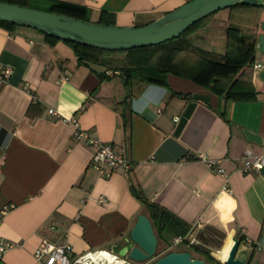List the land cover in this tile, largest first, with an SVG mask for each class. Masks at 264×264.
Segmentation results:
<instances>
[{
  "label": "crops",
  "instance_id": "0c3cea01",
  "mask_svg": "<svg viewBox=\"0 0 264 264\" xmlns=\"http://www.w3.org/2000/svg\"><path fill=\"white\" fill-rule=\"evenodd\" d=\"M10 1L30 7V0ZM62 1L83 7L86 22L129 28L148 25L188 0ZM263 21L264 9L225 8L185 39L221 60L228 27L248 29L257 39ZM255 56L264 69V54L256 49ZM123 59L107 57L110 67L80 62L68 45L36 29L0 26V77L11 69L0 82V240L16 244L0 264H41L33 252L43 240L68 244L74 255H118L138 216L150 219L132 190L189 228L182 244L194 258L204 260L207 253L224 262L231 238L241 236L246 264H264V166L243 173L239 162L247 152L264 156L262 83L252 75L256 96L235 100L170 73L162 76L165 85L136 74L126 85L117 69ZM109 71L119 74L106 76ZM71 118L79 130L113 145L131 170L100 178L90 166L92 150L65 121ZM217 160L230 195L206 165ZM4 206L12 208L2 213Z\"/></svg>",
  "mask_w": 264,
  "mask_h": 264
},
{
  "label": "trees",
  "instance_id": "16d2710c",
  "mask_svg": "<svg viewBox=\"0 0 264 264\" xmlns=\"http://www.w3.org/2000/svg\"><path fill=\"white\" fill-rule=\"evenodd\" d=\"M192 1L188 0L187 2ZM1 3L17 5L10 0H0ZM186 2V3H187ZM50 8L49 13L65 16L68 18L83 20L81 17L85 13V9L79 5L67 2L51 0L48 2ZM20 6V5H17ZM22 7V6H21ZM241 8L250 10H262L264 8L257 6L239 5L229 8L230 10ZM208 17L198 21L185 30L178 38L167 41L156 46L131 49L122 52H106L97 50L88 46L80 45L72 42H64L69 46L77 56L78 61H88L94 63H105L111 66L112 60H106L109 56L124 55V59L120 61L117 69L127 79L132 78V74L140 75L143 80L148 83L165 85L162 76L167 73L175 76L187 78L202 87H205L218 96L225 99H251L256 93L252 80V67L255 61L256 38L248 37L241 33L240 28L235 26L228 27L226 52L221 60H215L207 52L192 47L185 37L200 27ZM104 24V23H103ZM100 23V25H103ZM106 25V24H104ZM0 26L12 28L18 26L14 23L0 21ZM109 26V25H106ZM46 40L50 42H58L59 39L44 35ZM119 63V60H118ZM133 195L143 204L148 211L149 220L152 223L154 234L157 238L163 239V235L167 231L173 232V238L180 236L185 237L189 228L181 221L160 209L154 204L147 202L140 193L132 190ZM240 243L244 242V238L236 236ZM171 253V252H169ZM157 258L160 259L167 254ZM159 252L155 254L158 256ZM196 259V258H195ZM204 261L207 264H220L214 260L209 254L205 253Z\"/></svg>",
  "mask_w": 264,
  "mask_h": 264
},
{
  "label": "water",
  "instance_id": "95a60500",
  "mask_svg": "<svg viewBox=\"0 0 264 264\" xmlns=\"http://www.w3.org/2000/svg\"><path fill=\"white\" fill-rule=\"evenodd\" d=\"M246 5L264 8V0H192L156 21L142 27L120 28L79 21L48 12L29 9L0 2V21L17 24L59 39L106 52H122L131 49L156 46L178 38L186 29L214 14L233 6ZM257 37L256 49L264 54V21ZM258 80L264 87V69L258 73ZM232 245L221 264H246L247 252L240 250L234 236ZM128 245L118 255L134 264L153 261L156 254L157 238L152 223L139 215L133 226ZM151 264H207L204 260L193 259L189 252H171Z\"/></svg>",
  "mask_w": 264,
  "mask_h": 264
},
{
  "label": "built area",
  "instance_id": "2783aa9c",
  "mask_svg": "<svg viewBox=\"0 0 264 264\" xmlns=\"http://www.w3.org/2000/svg\"><path fill=\"white\" fill-rule=\"evenodd\" d=\"M263 66L259 63L253 65L252 75L254 78L257 77L258 73L261 72ZM119 71L106 72V76H116ZM11 73V69L5 68L0 82L8 79ZM48 114L59 117L58 114L52 109H48ZM73 124L76 129L75 139L77 141H83L92 150V156L90 160V166L96 171L100 178H107L110 173L115 169H123L124 171H130L132 163L126 157L121 155L122 153L116 151L111 144H106L97 138L91 137L87 132L78 129L77 121L73 118L65 120ZM239 162L242 164V172L248 173L251 171H259L264 166V156H251L248 152L244 153L240 158ZM220 161H206L208 169L222 177L224 184L222 191L226 194H231L232 190L228 184V178L225 171L221 167ZM103 202V199L100 198ZM12 206H4L2 213L11 209ZM184 239L180 236L173 238V245L182 244ZM15 243L0 240V259L8 250L15 247ZM35 261L41 264H133L127 258H122L119 255L105 251V250H89L80 255H74L70 245L54 246L47 241L43 240L39 243L37 248L33 252Z\"/></svg>",
  "mask_w": 264,
  "mask_h": 264
},
{
  "label": "rangeland",
  "instance_id": "374dc122",
  "mask_svg": "<svg viewBox=\"0 0 264 264\" xmlns=\"http://www.w3.org/2000/svg\"><path fill=\"white\" fill-rule=\"evenodd\" d=\"M49 8H50V4L48 3V1L47 2H41V1L37 2L35 0L34 1L30 0L29 9H33V10L35 9V10H38V11L47 12V11H44V10H48ZM242 33L244 35L248 36V37H253V35L251 34V32L248 29H244ZM255 61H260V60H258L257 56H255ZM173 236H174L173 232L167 231L163 235V239H159L158 240L157 247L155 249H156V253L159 252V255L155 256L153 261L147 262V264L153 263L154 261L157 260L158 257L163 256L166 253H169V252H181L183 250L189 249L184 244L173 245ZM187 252H189L192 255L193 259H194V257H195L194 251L189 249Z\"/></svg>",
  "mask_w": 264,
  "mask_h": 264
}]
</instances>
